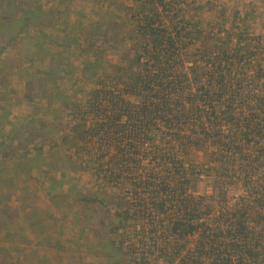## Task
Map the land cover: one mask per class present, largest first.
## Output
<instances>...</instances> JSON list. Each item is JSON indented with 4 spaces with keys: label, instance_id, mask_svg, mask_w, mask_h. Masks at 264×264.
Here are the masks:
<instances>
[{
    "label": "rangeland",
    "instance_id": "1",
    "mask_svg": "<svg viewBox=\"0 0 264 264\" xmlns=\"http://www.w3.org/2000/svg\"><path fill=\"white\" fill-rule=\"evenodd\" d=\"M164 1L167 3L161 19L169 20L174 13L178 22L183 19L188 22L186 26L215 35V46L226 40L232 42L231 46L237 45L241 31H245L243 39L252 40L254 48L258 38L264 40V0ZM7 2L0 0V5ZM13 2L17 7L11 10L12 20L0 25V264H128L119 238L127 229L126 238L134 242L138 228L130 230L140 223L137 219L123 222L116 231L112 226L119 225L121 210H133L135 217L139 202L132 200L130 191L104 184L97 177L91 160L106 156L105 145L99 147L103 135L73 145L76 125L87 130L94 119L87 114L71 116L69 105L84 103L99 78L120 93L124 84L133 81L139 70L128 67L138 49L133 13L141 1L88 0L80 5L86 6L84 14L41 16L42 25L31 24L23 30L20 16L26 10L46 8L55 12V0ZM108 21L122 27V36H118L116 27L107 31ZM12 35L16 38L10 41ZM198 45L192 51L196 55ZM252 57L254 62L243 71L251 88L242 94L249 99L260 92L250 82L258 60L264 71V53ZM213 58L215 55L198 58V65ZM123 94L132 106L141 105L144 99L138 94ZM155 127L158 131L150 127L147 138L154 136L162 149L173 147V136L168 139L166 135L170 129L159 123ZM223 131L229 134L233 129L224 127ZM181 152L183 161L198 164L203 170L191 182L189 191L204 195L203 204H208L209 210L203 211L202 217L209 224L211 217L220 214L213 211V206L226 201L233 210L247 198L241 176L228 175L225 192L215 189L219 178L212 164L218 161V154L222 155L217 147L201 143ZM224 155L226 159L230 156V164L231 154ZM143 196L140 205L147 215L145 219L153 221L155 212L148 203L149 194ZM124 224L130 225L123 230ZM162 234L158 231L152 236L163 239ZM197 234L175 237L173 243L181 244L184 253V241L193 249ZM179 258L162 257L156 264H181ZM204 262L209 264L210 260Z\"/></svg>",
    "mask_w": 264,
    "mask_h": 264
},
{
    "label": "trees",
    "instance_id": "2",
    "mask_svg": "<svg viewBox=\"0 0 264 264\" xmlns=\"http://www.w3.org/2000/svg\"><path fill=\"white\" fill-rule=\"evenodd\" d=\"M139 2L133 13L138 49L128 64L129 68L139 69L133 81L124 84L123 92L117 90V93L104 78H99L84 103L69 105L71 116L87 114L94 119L93 126L87 130L76 125L73 145L103 135L99 147L105 145L108 152L114 150L107 162L104 156L91 160L97 177L103 183L117 181L139 202L135 205L138 213L135 217L133 210H121L119 225L112 226L116 231L123 222L133 223L137 219L140 223L130 230L138 228L134 242L126 238L125 228L130 224H124L119 247L128 255V264H156L159 258L179 256L181 264H205V259L210 260L209 264H255L256 261L264 264V71L259 60L250 82L260 92L253 99L243 95L251 88L243 71L254 62L253 55L264 53V40L258 38L254 48L252 40H244L245 31H241L237 45L231 46L232 42L226 40L215 46V35L190 28L183 19L178 22L174 13L169 20L161 19L167 3L164 0ZM14 7L17 5L13 0L0 5V25L12 20ZM46 13L50 17V10L45 13L41 9L26 10L20 16L22 30L31 24L42 25L41 16ZM120 28L117 22L106 24L107 31L115 29L118 36H122ZM15 38L12 35L9 40ZM197 43L200 48L196 55L192 51ZM213 55L215 58L210 62L198 65V58ZM123 93L141 95L143 102L132 106L124 100ZM156 123L174 131L173 136L182 133L178 146L183 149L190 150L202 143L221 150L215 165L218 182L225 184L228 175L241 176L247 198L233 210L211 217L212 224L204 220L199 215L209 210L208 204L201 203L204 196L196 199L186 194L193 182L187 172L190 165L184 167L178 159V150L162 149L153 136L147 138L150 127L155 130ZM224 127L233 131L224 133ZM148 152L154 164L144 168L142 158ZM225 152L231 154L230 164V156L226 159ZM144 193L150 194L147 200L155 212L153 221H145L147 215L140 205L145 200ZM158 231L163 233V239L152 236ZM195 233L198 234L191 250L186 240L184 253L181 244L173 243L175 237H194ZM126 239L130 240L129 244Z\"/></svg>",
    "mask_w": 264,
    "mask_h": 264
},
{
    "label": "built area",
    "instance_id": "3",
    "mask_svg": "<svg viewBox=\"0 0 264 264\" xmlns=\"http://www.w3.org/2000/svg\"><path fill=\"white\" fill-rule=\"evenodd\" d=\"M170 128H173V127H170ZM155 132L156 131H158L157 130V128L154 130ZM154 132V133H155ZM174 131H172L171 129H170V133L169 134H166L167 135V138L168 139H170V136H173V134H171V133H173ZM154 133H153V135H154ZM148 134H149V132H148ZM183 134L182 133H180L179 134V137H176V136H173L172 138V141H173V143H172V146L173 147H171V148H168L169 150L170 149H175V150H178V159H180L181 161H182V163L184 164V167L185 168H187L188 167V165H190V167L187 169V172H188V176H189V178L190 179H192V181L194 180V178H196L203 170H202V168H201V170L199 169L200 168V165H198V164H193V163H191V164H188V163H186L185 161H183V152H181V150L183 149L182 147H179L178 146V142L181 140L180 139V137L182 136ZM158 136V135H157ZM153 138H154V136H153ZM158 138H159V136H158ZM154 141H156L155 139H154ZM148 145H150L151 143H150V141H145ZM179 148H182V149H179ZM167 149V148H166ZM106 150V149H105ZM183 150H186V149H183ZM107 150H106V156H104V161H108V156H110L113 152H111V150L108 152V154H107ZM146 155V157H144V158H142V167H144V168H150L153 164H154V162L152 161V160H150V156L152 155L150 152H148L147 154H145ZM217 164V161H213V164H212V169L214 170V172H215V165ZM215 175H216V172H215ZM226 179V178H225ZM106 184H112V185H116L117 187H120V188H123V187H121L120 185H119V183L117 182V181H109V182H105ZM104 183V184H105ZM228 184H220V183H217V186L215 187V189L217 190V189H221V190H223L224 192H225V190H226V186H227ZM124 189V188H123ZM214 189V190H215ZM126 190V189H125ZM245 190H246V188H245ZM129 191V190H128ZM132 193V192H131ZM131 193H129L130 194V196H131V198H132V200H134V195L133 194H131ZM186 194H189L190 196L192 195L194 198H196V199H198V196H200L199 194H197L196 192H193V193H191L190 191H189V189H188V191H187V193ZM246 194H247V190H246ZM201 196H204V195H201ZM149 197H150V194H149ZM135 201V200H134ZM149 201V200H148ZM204 202V200L201 202V203H203ZM221 203V205L219 206V207H217V206H213L214 207V209H213V211H216L217 213H222V212H225V210H231V205L229 204V203H227L226 201L225 202H220ZM240 203H238L236 206H238ZM200 216H202V212L199 214ZM145 221H147L146 219H145Z\"/></svg>",
    "mask_w": 264,
    "mask_h": 264
},
{
    "label": "crops",
    "instance_id": "4",
    "mask_svg": "<svg viewBox=\"0 0 264 264\" xmlns=\"http://www.w3.org/2000/svg\"><path fill=\"white\" fill-rule=\"evenodd\" d=\"M6 1L7 0H5V2ZM84 1L87 2L88 0H55V3H54L55 7L52 8V9H55V12L52 11L50 16L53 15V17L54 16L57 17L58 14H62V16H64V17L65 16H69L70 17V16H72V14H75L76 16H78L80 14H84L85 13V9H86L85 4H84L83 7H80L81 3H85ZM78 2H80V3H78ZM51 5H53V4L51 3ZM77 5H78V7H80L79 9H76ZM81 8H83V10H80ZM41 10L45 13V11H48L50 9H46V8L42 9L41 8ZM71 11H73V12H71ZM44 15H47V13L44 14ZM50 25H48L46 27V29H48L50 27ZM57 30H58V28L55 29V31H57ZM51 31H54V27L52 28Z\"/></svg>",
    "mask_w": 264,
    "mask_h": 264
}]
</instances>
